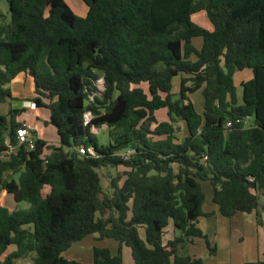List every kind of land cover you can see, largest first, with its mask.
<instances>
[{"label":"trees","instance_id":"trees-1","mask_svg":"<svg viewBox=\"0 0 264 264\" xmlns=\"http://www.w3.org/2000/svg\"><path fill=\"white\" fill-rule=\"evenodd\" d=\"M84 1L86 17L65 0H7L9 15L0 9V104L17 101L10 85L30 78L31 101L49 110L45 124L59 137L58 146L36 138L35 149L0 158V264H84L63 254L88 236L119 244L115 255L95 247L92 264H124L123 246L134 264H213L183 255L196 239L217 255L198 227L209 216L202 183L222 217L255 214L264 226V0ZM198 14L211 30L193 21ZM246 69L253 78L240 103L234 76ZM197 92L203 113L191 100ZM19 114L0 112V155L19 129L36 135ZM103 127L106 144L93 131ZM120 166L123 183L105 193L99 170ZM170 222L175 237L164 244Z\"/></svg>","mask_w":264,"mask_h":264},{"label":"rangeland","instance_id":"rangeland-1","mask_svg":"<svg viewBox=\"0 0 264 264\" xmlns=\"http://www.w3.org/2000/svg\"><path fill=\"white\" fill-rule=\"evenodd\" d=\"M0 9L2 12L6 15H9V5L7 3V0H0ZM205 17L204 14H200L195 16L194 20L195 23L198 22L197 18L200 17ZM206 18V17H205ZM208 20V19H207ZM197 46L200 48L202 41L201 39H198L197 41ZM105 87L104 86H98V91L102 92L104 91ZM179 90V79L174 80V91L178 92ZM98 92V93H99ZM242 87L238 86L237 87V94L239 101L241 103L242 99ZM101 94V93H100ZM196 108L198 111H203V105H202V94L201 92H198L193 95L192 97ZM12 105H14L12 103ZM11 108V102L7 101L5 103L0 104V112L3 115H7L9 113V110ZM39 115L41 116V122L44 123L45 120L48 119L49 116V111L46 109H40L39 110ZM89 117V116H88ZM158 118L160 121L166 120L167 119V111L162 110L158 113ZM253 123V120H248L247 125H251ZM32 128L34 126L30 125ZM177 137L179 140H183L185 137L184 130L181 124H177ZM94 133H96L99 136L100 142L106 144L109 140L108 133H107V127H103L102 129H93ZM39 132L41 135L46 138L49 141H58V135H57V130L49 125V126H40L39 127ZM59 145V144H58ZM57 145V146H58ZM127 168L120 166L116 169L113 168H103L99 170V174L101 176L102 180V187L105 193H111V184L113 180L117 178H122L120 184L123 183L125 179V172H127ZM210 184L209 183H202V187L206 193H209L210 191ZM209 197V196H207ZM204 210L209 211L208 205L211 207L213 204L208 203V201L205 203ZM5 205L9 209L15 210V201L12 196H6L5 198ZM22 208L28 207V204L23 203L21 204ZM200 224L199 228L201 231L204 233V235L207 236V239L209 241V244L211 245L212 248H217V264H241L242 261H250L251 257L253 255H256V244L254 243V239L248 240L245 238V241H239L240 233L235 231L234 228H232L230 231V226L229 222L230 219L222 217L220 214L218 216L211 214L209 216H204L200 218ZM173 231L175 233V228L173 226V223L170 224L167 228V232L164 235L166 239H173ZM142 234V233H141ZM248 234V233H247ZM254 243V244H253ZM108 248L113 255L117 253V243L112 240H96L94 236H88L86 237L82 242L77 243L74 245L70 250L66 251L63 256L66 259L70 260H80L84 264H92V258H90L91 255H93V248ZM125 261L126 264H129V258L131 257L130 254V249L126 247L125 249ZM209 253V250L206 246L205 240L201 242H197V245L189 246L187 251L184 252L183 255H193L197 257H203ZM263 252H260L259 254L257 253V259L258 257H261L259 261H264L262 260L263 258ZM235 258L237 260H235ZM19 264H25L21 260Z\"/></svg>","mask_w":264,"mask_h":264},{"label":"crops","instance_id":"crops-1","mask_svg":"<svg viewBox=\"0 0 264 264\" xmlns=\"http://www.w3.org/2000/svg\"><path fill=\"white\" fill-rule=\"evenodd\" d=\"M65 1L71 7V9L74 11V13L76 15H78L80 17H86L87 16L89 9H88V6L84 0H65ZM198 15H200V14H198ZM204 15L206 18L203 16L200 18H197L198 22L196 24H198V25H200L206 29L211 30L212 24H211L210 20L208 19L207 15L206 14H204ZM195 16H197V15H195ZM195 16L192 18L194 22H195V20H194ZM197 41H198V39L195 40L196 47H198L196 44ZM201 46H202V44H201ZM252 78H253L252 71L249 69H246L244 71H239L235 74L234 82H235L236 87H238V86H241V84L243 82L249 81ZM10 89L13 93V96L18 99L17 101L11 102V107L13 109L19 110V112H20V114L18 116V121L34 126L33 131L36 132V135H35L36 138L42 139V140L48 142L49 144L58 145L59 144V137H58V141H49L46 138H44L41 135V133L39 132V127L41 125L42 126H49V125H46L45 122H47L49 120L50 112H49L48 119L45 120L44 123H42L41 122L42 118L39 115V110L45 109V108H36V106L31 101L35 97L33 83L31 81V79L28 77H23L19 80H16L10 85ZM192 97H193V95L191 96V100L193 101ZM202 98H203V96H202ZM12 103L14 105H12ZM25 103H27V104H25ZM29 103H31V104H29ZM193 103H194V101H193ZM194 105H195V103H194ZM202 105H203V110H204V99L202 100ZM195 108H196V105H195ZM196 110H197V108H196ZM198 112L203 113V111H198ZM180 124L182 125L183 130H184L183 124L182 123H180ZM184 134H185V130H184ZM209 191L210 192L207 193L208 195H206L205 203L208 201V203L213 204V206L211 207L210 205H208L209 211H206V210H204V207L206 204H204L203 212L207 215L208 214L209 215L214 214V215L218 216L220 213L218 211V207L213 202V192H212L211 186H210ZM6 196H12V195H8L5 193L2 195V201H3V204L5 207H6V205H5ZM207 196H209V197H207ZM16 209H17V204L15 202V210ZM10 210H13V209H10ZM263 220H264V216H263ZM170 224H171V222H170ZM199 224H200V222H199ZM229 226H230V231H232L231 229L234 228L235 231L240 233V237L238 239L239 241H245L246 240L245 238H247L248 240L254 239V243L256 244V251H257L256 255H253L251 257L250 261H248V262L242 261L241 264H257L258 260L261 258V257H258V259H257V253L259 254L260 252H264V226L262 227V226L257 225L255 214H245V213H238L233 218H230ZM166 232H167V229H166ZM141 233H142L141 234L142 237H144L143 231H141ZM94 237L96 239V236H94ZM174 237H175V233L173 231V237H171V238L174 239ZM173 239H171V240H173ZM163 241H164V244H166L170 240L166 239L164 237ZM201 241H203V239H196L194 241V243L190 244V246L197 245V242H201ZM118 248H119V244L117 243V250H118ZM125 249H126V246H123L122 253H123L124 264H126V261H125V251L126 250ZM130 254H131V250H130ZM191 256L197 257V256H193V255H191ZM131 257H132V255H131ZM90 258H92V260H93V255H91ZM197 258H203L208 263L217 264V262H216L217 261V255L212 257L209 255V253H207L203 257H197ZM21 260L23 262H25V264H33V261L31 258L20 259L15 264H19L21 262ZM235 260H237V259L235 258ZM262 260H264V256H263ZM88 264H90V263H88ZM129 264H134V261L132 258H129Z\"/></svg>","mask_w":264,"mask_h":264},{"label":"built area","instance_id":"built-area-1","mask_svg":"<svg viewBox=\"0 0 264 264\" xmlns=\"http://www.w3.org/2000/svg\"><path fill=\"white\" fill-rule=\"evenodd\" d=\"M99 84H100V86H104L102 80L99 81ZM25 104H27V103H25ZM29 104H31V103H29ZM231 125H232V123L229 122L227 127H231ZM17 140H18L17 145L6 144L7 149H5L1 153L0 158L9 159L12 155L17 154V152H19L21 146L24 144H26L30 150H33L36 147V137L32 133V131L27 127L21 128L18 130ZM0 146H1V138H0ZM78 151L81 155H88V156H92V157H94L96 155V152H95L94 148H92V147H90V148L80 147ZM132 153H133V150H129L125 154V158L128 159ZM206 160H207V157H204V161H206Z\"/></svg>","mask_w":264,"mask_h":264}]
</instances>
